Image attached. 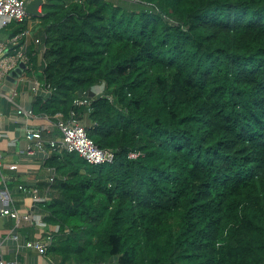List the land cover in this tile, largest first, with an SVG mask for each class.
I'll use <instances>...</instances> for the list:
<instances>
[{"label":"trees","instance_id":"obj_1","mask_svg":"<svg viewBox=\"0 0 264 264\" xmlns=\"http://www.w3.org/2000/svg\"><path fill=\"white\" fill-rule=\"evenodd\" d=\"M43 13L33 33L44 63L29 54L54 92L34 112H74L116 151L103 165L52 152L58 176L38 205L59 227L47 254L264 264V0H47Z\"/></svg>","mask_w":264,"mask_h":264},{"label":"built area","instance_id":"obj_2","mask_svg":"<svg viewBox=\"0 0 264 264\" xmlns=\"http://www.w3.org/2000/svg\"><path fill=\"white\" fill-rule=\"evenodd\" d=\"M47 0H45L46 2ZM28 0H0V29L12 30L13 27L26 26L25 29L15 35L9 36L5 40H0V95H4V84L7 77L14 71L20 68L21 72L16 78V86L26 84L36 96L41 93H53L54 89L50 84L42 81L33 69V63L29 50L31 46L40 51L37 53L40 59V64L45 61L46 46L43 40L36 37L33 33V28L29 25L33 16L27 11ZM40 10V8H39ZM27 72H32L31 75ZM106 84H101L95 88L96 95L105 93ZM7 97L14 100L18 95L17 88L13 92H7ZM92 100L89 97H80L75 100V105L80 107H88L91 110ZM18 112L28 118H44L47 123L40 127H28L26 138L30 142L28 153L32 154L36 149L43 150L51 157L48 148L51 151H68L77 152L85 160L91 164L103 165L112 164L116 160V151L111 149H103L88 135L87 127L83 120L78 118L73 112L69 118H66L63 113H58L55 117L48 115H38L34 110H28L23 107H18ZM141 153L132 151L130 158H136ZM2 165L0 157V166ZM54 172L49 183H54L58 174L54 168ZM19 189L25 194H34V205L30 209L23 211L15 205L13 198L8 190H0V201L2 207L1 215L10 217L16 222V226H21L23 223H37L47 225L44 221V215L38 211V205L41 202L48 201L50 198L42 199L40 197L39 187H30L21 184ZM59 231L56 227L53 231H48L45 237L38 242H29L30 248H36L41 253L47 255L48 250L53 242V235ZM0 264H5V261L0 260ZM16 264V263H14Z\"/></svg>","mask_w":264,"mask_h":264},{"label":"crops","instance_id":"obj_3","mask_svg":"<svg viewBox=\"0 0 264 264\" xmlns=\"http://www.w3.org/2000/svg\"><path fill=\"white\" fill-rule=\"evenodd\" d=\"M32 0H28V3ZM43 7H40V11ZM40 17H34L30 26L35 28L40 23ZM8 29H0V40L10 36ZM5 85V84H4ZM18 95L12 101L8 99L7 92L0 95V190H8L15 205L23 211L34 205V194L22 193L21 184L30 187H39L49 183L54 173L48 163V155L45 151L36 149L34 153H28L30 142L26 138L28 127H40L47 121L42 118H28L18 112V107L34 110L38 99L35 93L26 84L16 86ZM15 88V89H16ZM95 91V89H94ZM96 92V91H95ZM84 124H88L83 119ZM48 151L52 155L50 148ZM40 197L48 198L47 190L40 187ZM50 198V197H49ZM2 202L0 201V209ZM50 225L37 223H23L16 226V222L10 217H4L0 212V260L5 264H59L51 255H45L36 248L27 246L29 242L42 240L48 231H53Z\"/></svg>","mask_w":264,"mask_h":264},{"label":"water","instance_id":"obj_4","mask_svg":"<svg viewBox=\"0 0 264 264\" xmlns=\"http://www.w3.org/2000/svg\"><path fill=\"white\" fill-rule=\"evenodd\" d=\"M45 4V0H32L27 4V11L34 17H41L44 15L43 10H39L40 7H43ZM24 64L20 65V68L16 71L12 72L6 79L4 85L5 92H13L16 88V78L19 76L21 72V67Z\"/></svg>","mask_w":264,"mask_h":264},{"label":"rangeland","instance_id":"obj_5","mask_svg":"<svg viewBox=\"0 0 264 264\" xmlns=\"http://www.w3.org/2000/svg\"><path fill=\"white\" fill-rule=\"evenodd\" d=\"M109 264H113V263H109Z\"/></svg>","mask_w":264,"mask_h":264}]
</instances>
